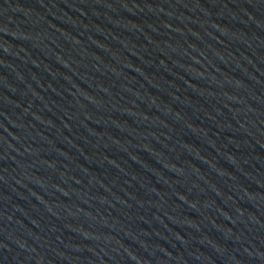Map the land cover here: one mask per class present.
<instances>
[{"label": "water", "instance_id": "water-1", "mask_svg": "<svg viewBox=\"0 0 264 264\" xmlns=\"http://www.w3.org/2000/svg\"><path fill=\"white\" fill-rule=\"evenodd\" d=\"M0 264H264V0H0Z\"/></svg>", "mask_w": 264, "mask_h": 264}]
</instances>
